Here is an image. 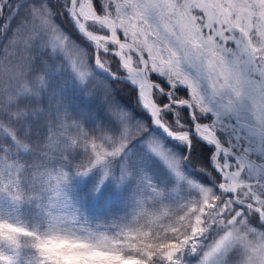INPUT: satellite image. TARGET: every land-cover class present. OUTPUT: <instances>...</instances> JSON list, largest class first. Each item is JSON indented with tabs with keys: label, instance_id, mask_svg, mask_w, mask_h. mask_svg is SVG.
Returning a JSON list of instances; mask_svg holds the SVG:
<instances>
[{
	"label": "snow or ice",
	"instance_id": "obj_1",
	"mask_svg": "<svg viewBox=\"0 0 264 264\" xmlns=\"http://www.w3.org/2000/svg\"><path fill=\"white\" fill-rule=\"evenodd\" d=\"M96 170L123 211L74 199ZM58 242L264 264V0H0V264H68Z\"/></svg>",
	"mask_w": 264,
	"mask_h": 264
},
{
	"label": "trees",
	"instance_id": "obj_2",
	"mask_svg": "<svg viewBox=\"0 0 264 264\" xmlns=\"http://www.w3.org/2000/svg\"><path fill=\"white\" fill-rule=\"evenodd\" d=\"M133 103L132 97L126 94V106L133 105ZM148 171L152 173V179L157 184L165 183L166 177L169 175L165 164L155 156L152 157V163ZM186 171L191 175L194 169L186 166ZM100 176L101 172L96 170L87 177H75L72 181L70 192L73 194L78 205L82 206L86 213L90 216L104 218L113 211L114 206L120 211L124 210L131 189L127 185L117 188L112 179H107L101 187L100 192H96L95 185ZM166 182L171 183V180H167ZM65 257L68 259V264H77V259L78 264H93L94 261V257L91 254L83 251L69 253Z\"/></svg>",
	"mask_w": 264,
	"mask_h": 264
},
{
	"label": "clouds",
	"instance_id": "obj_3",
	"mask_svg": "<svg viewBox=\"0 0 264 264\" xmlns=\"http://www.w3.org/2000/svg\"><path fill=\"white\" fill-rule=\"evenodd\" d=\"M53 247L57 248L58 251H62L63 254L65 255H68L69 253H77L83 251V249H81L76 244L63 243V242H58L57 244H54Z\"/></svg>",
	"mask_w": 264,
	"mask_h": 264
},
{
	"label": "water",
	"instance_id": "obj_4",
	"mask_svg": "<svg viewBox=\"0 0 264 264\" xmlns=\"http://www.w3.org/2000/svg\"><path fill=\"white\" fill-rule=\"evenodd\" d=\"M191 168V167H190Z\"/></svg>",
	"mask_w": 264,
	"mask_h": 264
}]
</instances>
